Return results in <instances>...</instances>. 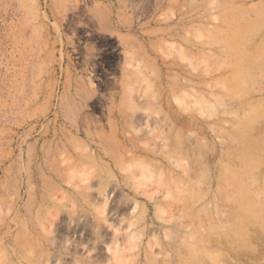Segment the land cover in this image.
Here are the masks:
<instances>
[{
	"label": "rangeland",
	"instance_id": "1",
	"mask_svg": "<svg viewBox=\"0 0 264 264\" xmlns=\"http://www.w3.org/2000/svg\"><path fill=\"white\" fill-rule=\"evenodd\" d=\"M0 264H264V0H0Z\"/></svg>",
	"mask_w": 264,
	"mask_h": 264
}]
</instances>
